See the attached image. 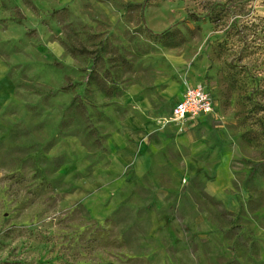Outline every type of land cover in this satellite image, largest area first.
<instances>
[{"label": "rangeland", "instance_id": "obj_1", "mask_svg": "<svg viewBox=\"0 0 264 264\" xmlns=\"http://www.w3.org/2000/svg\"><path fill=\"white\" fill-rule=\"evenodd\" d=\"M1 75L0 264H264V0H0Z\"/></svg>", "mask_w": 264, "mask_h": 264}, {"label": "crops", "instance_id": "obj_2", "mask_svg": "<svg viewBox=\"0 0 264 264\" xmlns=\"http://www.w3.org/2000/svg\"><path fill=\"white\" fill-rule=\"evenodd\" d=\"M13 90V86L11 84V81L9 80V78L5 75H1L0 76V103L6 102L9 97L11 96V92ZM183 93L181 94H176L174 97V106L183 98ZM134 99L138 102L140 109L143 110H147L148 109V105H149V99L146 97H134ZM215 99V97H214ZM173 106V108H174ZM217 108V102L215 99V110ZM172 112V111H171ZM217 112V111H216ZM216 115V114H215ZM204 118L206 117H201L200 119L191 122L186 131H190L187 132L189 134L181 136L180 137V142H184L185 144L189 145L190 142L192 141V137H193V131L194 128L196 127V125L201 122ZM123 127H124V131L126 133H130L136 129H143L144 133L150 134L154 131L155 128V124L151 121H147V122H142L141 120H139L138 118H131L128 119L127 121H125L123 123ZM185 131V132H186ZM173 132L174 133H178L177 129L174 127L173 128ZM190 140V142L188 141V139ZM137 145H134L132 147V149L134 147H136ZM212 165L215 167L214 163L211 160H207V161H189L188 163V169H179V175L180 177L185 178L186 175H197V176H203L206 175L211 171V169L213 168ZM182 259H184V261H188L191 258V253L185 251L183 253H180L179 255Z\"/></svg>", "mask_w": 264, "mask_h": 264}, {"label": "built area", "instance_id": "obj_3", "mask_svg": "<svg viewBox=\"0 0 264 264\" xmlns=\"http://www.w3.org/2000/svg\"><path fill=\"white\" fill-rule=\"evenodd\" d=\"M214 113L212 93L202 85H192L185 89L183 98L172 109L170 122L178 132L183 133L191 122Z\"/></svg>", "mask_w": 264, "mask_h": 264}]
</instances>
